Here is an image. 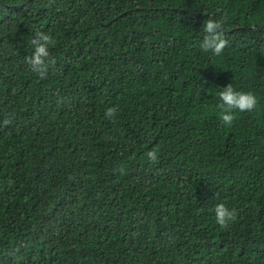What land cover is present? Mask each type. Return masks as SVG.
<instances>
[{
  "label": "trees",
  "instance_id": "trees-1",
  "mask_svg": "<svg viewBox=\"0 0 264 264\" xmlns=\"http://www.w3.org/2000/svg\"><path fill=\"white\" fill-rule=\"evenodd\" d=\"M0 264H264V0H0Z\"/></svg>",
  "mask_w": 264,
  "mask_h": 264
},
{
  "label": "clouds",
  "instance_id": "clouds-1",
  "mask_svg": "<svg viewBox=\"0 0 264 264\" xmlns=\"http://www.w3.org/2000/svg\"><path fill=\"white\" fill-rule=\"evenodd\" d=\"M203 38L200 48L203 52L219 56L226 46L227 41L223 36V21L209 16L203 21ZM53 43L50 35L37 32L32 40L34 51L28 58V64L38 73H44L54 63V58L50 56L49 48ZM219 97V119L226 126H230L237 112L251 110L257 103L256 96L250 91L236 90L231 83L221 87L218 91ZM116 112L115 107L106 109L104 115L111 118ZM3 125L10 123V119H4ZM145 157L149 161L157 158L155 148L148 150ZM236 210L229 207L225 202H220L214 206V221L221 228H227L236 218Z\"/></svg>",
  "mask_w": 264,
  "mask_h": 264
}]
</instances>
